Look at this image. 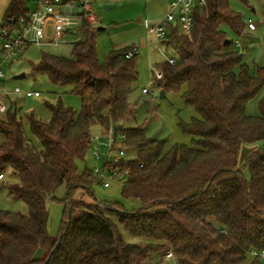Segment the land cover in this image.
Masks as SVG:
<instances>
[{"label": "trees", "instance_id": "obj_1", "mask_svg": "<svg viewBox=\"0 0 264 264\" xmlns=\"http://www.w3.org/2000/svg\"><path fill=\"white\" fill-rule=\"evenodd\" d=\"M231 0H207L195 10V26L182 33L169 27L164 42L177 62L160 65L163 76L153 83L161 92L182 93L196 117L180 123L194 147L148 139L143 127H130L136 109L130 102L139 81L131 49L97 55L96 28L83 25V40L73 43L72 58L43 54L33 76H46L58 87H71L81 109L46 102L51 118L26 114L37 147L26 134L16 102L0 116L2 186L27 214L0 209V264H166L171 250L178 264H262L253 249L264 250V97L259 116L248 104L264 89V68L252 73L234 48L247 25ZM26 0H12L4 17L28 14ZM230 44L225 46V41ZM13 108L15 111L13 112ZM124 128L126 147L135 157L118 165L129 171L124 199L142 207L94 204L76 199L79 191L93 197V169L77 162L89 155L93 129ZM262 144V147H259ZM248 147L244 161L242 150ZM92 157V156H91ZM249 171V178L244 174ZM66 186L63 199L57 191ZM92 199V198H91ZM64 205L58 236L48 231V202ZM224 231H226L224 233ZM139 240L127 242L125 236Z\"/></svg>", "mask_w": 264, "mask_h": 264}, {"label": "rangeland", "instance_id": "obj_2", "mask_svg": "<svg viewBox=\"0 0 264 264\" xmlns=\"http://www.w3.org/2000/svg\"><path fill=\"white\" fill-rule=\"evenodd\" d=\"M30 8H35L37 0H29ZM11 4V0H0V25L4 20L5 13ZM231 7L242 15L247 25L244 36L240 39L244 63L256 73L257 68H264V0H231ZM94 9L98 17L95 25V41L97 55L100 62H103L113 50L120 51L139 44L141 49L136 55L139 81L135 85V92L130 98V102L136 109L135 118L129 124L130 127H143L148 139L165 141V152H168L175 145L194 147V137L186 135L180 128V123H190L197 115L189 107L182 97V93H168L161 98V91L153 83L152 67L159 68L168 57L174 56L172 50H166L162 45L163 52H159L153 37L148 35V30L153 28L159 20L169 11L167 0H94ZM249 21L255 26L254 31L248 28ZM67 40H73L68 37ZM73 42L58 46H37L31 45L29 48L17 56L10 58L6 64L5 84L7 91L13 92L16 88L22 91L20 95H11L10 99L16 102L19 117L23 119L26 134L33 143L39 147L38 141L32 136L26 114L34 111L37 117L44 121L51 118L45 103L55 104L62 100L76 111L81 109V99L71 93V87H58L50 82L46 76H33L31 69L33 64L40 62L43 54H52L57 57L71 59ZM160 69V68H159ZM22 73L26 74L23 79H17ZM143 89L154 92L153 97L142 93ZM26 92H39L40 97H27ZM264 97V89L253 99L247 107L249 116H259V102ZM153 98L154 100L152 101ZM99 128L93 129V135H98ZM3 137L0 135V144ZM262 147V144H259ZM250 152L245 147L240 154V161H244ZM135 157V152H131ZM101 163L96 162L91 153L85 161H78L77 166L82 171L86 166L93 169ZM249 178V171L244 172ZM110 186L105 188L100 184L92 188L93 197H89L84 191H79L76 199L83 200L89 204H94L93 199L100 203L122 204L127 210H136L142 207L141 202L135 199H124L122 196L123 184L116 179H109ZM66 194V186L63 185L56 193L59 199H63ZM0 209L15 213L27 214L28 208L23 202L14 201L6 188L0 182ZM49 221L48 231L56 237L58 236L63 219L64 205L61 202H48ZM125 239L130 243H137L139 240L126 235ZM165 253L161 255L164 258ZM166 264H171L170 260H165ZM149 264H157V256L149 261ZM264 264V262H261Z\"/></svg>", "mask_w": 264, "mask_h": 264}, {"label": "built area", "instance_id": "obj_3", "mask_svg": "<svg viewBox=\"0 0 264 264\" xmlns=\"http://www.w3.org/2000/svg\"><path fill=\"white\" fill-rule=\"evenodd\" d=\"M12 1V0H11ZM207 0H172L169 11L165 16L148 30V35L153 37L159 52H163L162 45L169 34V27L177 25L182 33L192 31L195 26V10L206 6ZM31 2L27 1L30 8ZM89 23L94 26L98 23L94 9V0H37L35 8L29 10L26 15H10L0 25V116H5L10 108L9 99L11 95H20L22 91L16 88L12 93L4 87L6 64L13 58L29 48L37 46H58L76 43L83 40V25ZM251 30L255 29L252 22L249 24ZM68 37L73 40H67ZM242 44L239 39L234 41V48L240 50ZM141 47L136 44L126 53L127 59L134 58ZM167 61L175 65L177 60L174 56L168 57ZM153 80L163 76L162 70L152 67ZM142 93L148 97L154 95L149 89H143ZM29 98L40 97L39 92H26ZM152 101L154 100L151 98ZM127 135L124 128L116 129L110 127L108 131L93 135L89 152L92 158L101 163L93 168L95 179L101 186H110L109 179L124 182L129 177V171H122L118 165L126 164L133 159L126 147ZM0 174V182L4 180ZM226 231H224L225 233ZM252 257H259L264 261V250L253 249L250 251ZM171 264H178L177 257L169 250L164 256Z\"/></svg>", "mask_w": 264, "mask_h": 264}, {"label": "water", "instance_id": "obj_4", "mask_svg": "<svg viewBox=\"0 0 264 264\" xmlns=\"http://www.w3.org/2000/svg\"><path fill=\"white\" fill-rule=\"evenodd\" d=\"M230 44V40H226L225 41V46H227V45H229ZM26 77V74L25 73H22V74H20V75H18V76H15V78H17V79H23V78H25ZM160 97L161 98H163V97H165V93L164 92H161L160 93ZM15 111V108H13V112Z\"/></svg>", "mask_w": 264, "mask_h": 264}, {"label": "crops", "instance_id": "obj_5", "mask_svg": "<svg viewBox=\"0 0 264 264\" xmlns=\"http://www.w3.org/2000/svg\"><path fill=\"white\" fill-rule=\"evenodd\" d=\"M27 1H29V0H26V2H27ZM171 1H172V0H167V2H168V6H170V2H171ZM8 9H9V8H8ZM8 9H7V11H8ZM7 11H6V13H7ZM6 13H5V15H6ZM4 17H5V16H4ZM250 23H251V21H249V24H250ZM248 28H249V25H248ZM249 29H250V28H249ZM254 30H255V29H254ZM254 30H251V29H250V31H254ZM27 49H28V48H27ZM27 49H26V50H27ZM24 51H25V50H24ZM5 78H6V77H5ZM4 84H5V81H4ZM9 101H11V99H9ZM10 103H11V102H10Z\"/></svg>", "mask_w": 264, "mask_h": 264}]
</instances>
